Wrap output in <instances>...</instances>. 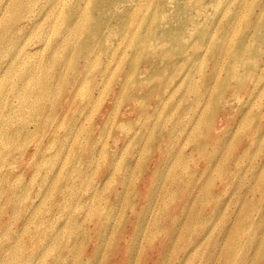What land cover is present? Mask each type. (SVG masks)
I'll use <instances>...</instances> for the list:
<instances>
[{
    "label": "rangeland",
    "instance_id": "rangeland-1",
    "mask_svg": "<svg viewBox=\"0 0 264 264\" xmlns=\"http://www.w3.org/2000/svg\"><path fill=\"white\" fill-rule=\"evenodd\" d=\"M112 1L0 0V264H264V0Z\"/></svg>",
    "mask_w": 264,
    "mask_h": 264
},
{
    "label": "bare ground",
    "instance_id": "bare-ground-1",
    "mask_svg": "<svg viewBox=\"0 0 264 264\" xmlns=\"http://www.w3.org/2000/svg\"><path fill=\"white\" fill-rule=\"evenodd\" d=\"M9 1V0H8ZM10 1H12V3H15V2H17L18 0H10ZM48 0H46V2H47ZM119 1H121V0H114V1H112V3H111V6L113 5V4H116V3H118ZM82 2H83V0H78V6L79 7H81V5H82ZM9 4V3H8ZM3 6L4 5H2V6H0V26H1V21H2V19H3V17L7 14V11H8V6L5 8H3ZM26 5H24V4H21V7L22 8H24ZM110 6V7H111ZM109 7V8H110ZM2 14V15H1ZM78 15H80V12H78ZM77 25H79V24H77ZM71 36V32H69V30H68V28L66 29V31L64 32V34H63V37H64V39L66 40L68 37H70ZM21 43V42H20ZM19 43V44H20ZM48 49V48H47ZM46 49V50H47Z\"/></svg>",
    "mask_w": 264,
    "mask_h": 264
}]
</instances>
